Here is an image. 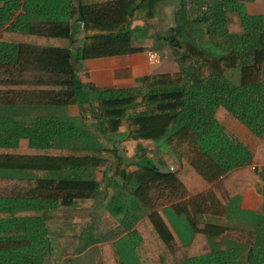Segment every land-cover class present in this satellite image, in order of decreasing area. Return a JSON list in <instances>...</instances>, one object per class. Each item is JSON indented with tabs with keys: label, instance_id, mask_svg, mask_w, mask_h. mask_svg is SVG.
<instances>
[{
	"label": "trees",
	"instance_id": "16d2710c",
	"mask_svg": "<svg viewBox=\"0 0 264 264\" xmlns=\"http://www.w3.org/2000/svg\"><path fill=\"white\" fill-rule=\"evenodd\" d=\"M163 8L176 24L170 38L194 68L145 76L132 88L82 82L86 60L146 52L133 26L156 20ZM72 105L96 113L93 128L82 115L0 118V170L58 172L0 175V264H47L49 213L60 202L97 198L95 168L114 161L115 177L149 212L138 225L126 218V227L135 228L132 244L144 245L153 264H209L214 237L252 245L248 264H264L255 235L200 221L204 214L224 217L250 189L264 194V177L251 167L264 164V0H0V108ZM229 116L259 138L254 153L228 136ZM161 152L177 156L179 168L162 169ZM65 168L72 174L61 175ZM167 205L187 219L189 243L173 229ZM103 263L123 264L114 245H104Z\"/></svg>",
	"mask_w": 264,
	"mask_h": 264
},
{
	"label": "crops",
	"instance_id": "0c3cea01",
	"mask_svg": "<svg viewBox=\"0 0 264 264\" xmlns=\"http://www.w3.org/2000/svg\"><path fill=\"white\" fill-rule=\"evenodd\" d=\"M170 16L172 18L173 12ZM137 23L139 25H135ZM137 23L133 28L136 29V26L145 24ZM142 35L145 37H136V41L139 46L147 49L146 52L115 58L86 60L81 64V69L87 71L85 78L82 76L80 78L82 82L91 83L99 88H132L137 86L138 81L145 76L182 70L181 66H178V70L161 71L160 61L163 55L160 52H155L154 45H149L154 40L151 32ZM79 37L77 35L74 46H76L75 43H78L77 47L83 45V37ZM108 59L112 60L108 62L106 61ZM76 107L80 106L72 105L67 110L2 107L0 108V118L11 117L14 121L29 123L43 117L80 116V114L74 113ZM223 126L231 139L243 144L250 152H255L259 138L243 123L235 117L229 116L225 119ZM67 146L68 142H66ZM69 146H73L72 141ZM106 146L113 147V144ZM150 149L158 152L155 145H150ZM158 155H160L159 165L162 169L179 168V160L173 153L167 152ZM117 165L118 163L115 161L104 162L95 168L97 181L101 184L97 198L72 205L60 202L58 207L49 213L47 228L51 252L46 260L47 264H104L103 247L107 244H112L118 249L123 264H153L144 245L134 246L132 244L130 234L135 228L128 231L126 227L133 218H138V225L149 215V212L138 203H134L131 196L132 191L124 188L121 180L115 177ZM251 167L264 177V164H252ZM57 173L26 169L0 170L1 176L19 178H51ZM59 173L68 175L72 174V171L65 168ZM115 197L120 200V206L110 205ZM162 210L166 213L179 239L185 244L189 243L193 234L187 219L184 216L175 215L170 205L162 207ZM126 218H129L128 222ZM200 221L204 224L251 233L257 238L256 247L264 248V194H260L255 189H250L243 195L234 198L224 217L204 214L200 216ZM252 248L253 246L249 244L214 237L209 239L206 258L210 259L209 264H218V260L221 262L219 258L224 259L221 264H248ZM190 262L201 264L202 261L198 258L189 260Z\"/></svg>",
	"mask_w": 264,
	"mask_h": 264
},
{
	"label": "rangeland",
	"instance_id": "374dc122",
	"mask_svg": "<svg viewBox=\"0 0 264 264\" xmlns=\"http://www.w3.org/2000/svg\"><path fill=\"white\" fill-rule=\"evenodd\" d=\"M190 2L191 0H187V3H190ZM178 4H179V1H175L171 3V5L174 6V8H177ZM165 8H167V6ZM165 13H166V9L164 10L163 8V10H161L160 16L156 20H154L152 23L144 24L143 26H136V29L134 31V37L136 38V37L142 36L141 38H143L145 36L142 34L151 32L154 40H153V43L151 42L149 45L150 46L154 45L155 52H160L163 55L160 61V65L162 66V68L160 69L161 71L168 72L172 70H178L179 69L178 66H181L180 68L184 70L186 69L189 71L190 69L194 68L196 62L194 63L193 60L191 59L184 60L181 58L180 55L182 54V52H180L179 40L177 39L174 40L170 38L171 37L170 33L172 32L173 28L176 27V24L173 22L170 16L171 12L167 14ZM135 25H139V23ZM75 29L77 31L79 29L78 26L77 27L75 26ZM78 35L80 36L79 38L83 37L82 30L80 31V33H78ZM147 36L149 37V35ZM75 45H76L75 47L77 48L78 43H75ZM177 52L181 60H178ZM111 60L112 59H108L106 61L109 62ZM86 74H87V71L84 69L82 70L80 67L79 74H78L79 78H81V76L85 78ZM84 83L87 84V82H84ZM74 113L77 115L80 114L86 117L90 121L88 122L90 124L95 123V120H93L94 119L93 116H95L96 113H94L95 115L91 114V110L89 108L84 109L82 107H76L74 109ZM92 124L90 125L91 128H93ZM104 143L105 145H111V143H109L108 141H105ZM119 204H120V200L114 202L115 206Z\"/></svg>",
	"mask_w": 264,
	"mask_h": 264
}]
</instances>
